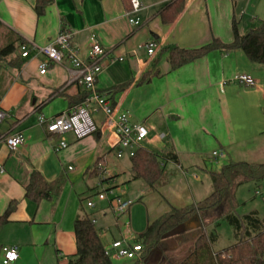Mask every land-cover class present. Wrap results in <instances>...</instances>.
<instances>
[{"label":"crops","instance_id":"crops-1","mask_svg":"<svg viewBox=\"0 0 264 264\" xmlns=\"http://www.w3.org/2000/svg\"><path fill=\"white\" fill-rule=\"evenodd\" d=\"M140 1L133 15L139 25H134L127 15L128 0H54L40 11L36 0H0V22L30 48L56 46L62 24L71 30L70 44L85 61L90 35H96L106 55L94 88L107 95L115 113L126 112L133 123L147 127L140 147L158 154L163 168L153 187L131 179L130 158L116 157L117 137L100 111L92 113L96 132L82 139L71 132L45 131L40 115L50 119L85 97L73 80L69 59L49 64L44 74L39 73L41 54L26 58L19 68L9 64L10 57L0 61V111L6 113L0 120V215L13 203L0 226V247L15 245L18 251L9 264H67L76 251L73 221L78 214L94 220L105 248L122 236L135 242L149 222L172 207L209 195L211 172L228 162H264V64L250 62L241 50L222 49L176 69L168 61L171 48H194L212 38L230 43L233 22L242 35L241 22L264 19V0H183L169 22L159 11L171 0ZM150 42L151 55L146 52ZM17 55L19 47L11 56ZM239 74L250 75L254 84H240ZM14 133L24 140L10 150L4 137ZM60 140L67 146L55 150ZM217 149L224 150L223 158L212 157ZM170 153L176 161L167 157ZM35 171L47 182L60 180L50 198L37 202L25 196ZM99 191H106L107 198L97 200ZM115 194L132 200L118 216L110 204ZM82 196L95 199L88 212L80 208ZM110 258L112 263L143 264L140 257Z\"/></svg>","mask_w":264,"mask_h":264},{"label":"trees","instance_id":"trees-1","mask_svg":"<svg viewBox=\"0 0 264 264\" xmlns=\"http://www.w3.org/2000/svg\"><path fill=\"white\" fill-rule=\"evenodd\" d=\"M54 0H36V5L44 10ZM183 0H171L159 11L163 22L171 21L182 9ZM0 26L5 27L1 22ZM12 35L0 48V57L8 59L9 64L19 68L26 58L11 56L17 47L25 44L13 31L5 27ZM233 39L224 43L218 38L194 48H171L168 61L171 69H176L209 51L241 50L252 63L264 64V19L258 25L248 28L244 34L232 24ZM176 161L174 154H168ZM131 179H143L153 187L162 177V163L158 154L138 147L130 157ZM213 189L202 200L184 207H172L151 222L140 232L135 242L142 246L140 262L143 264H264V217L252 211L245 215L236 213V191L239 185L264 180V162L247 161L228 162L217 172L210 173ZM60 187V180L47 182L40 173L32 172L25 186V196L37 202L41 198H50ZM13 208L11 202L0 215V226L8 219ZM225 219L232 227L235 242L230 246L213 250L215 233L207 232V227L216 225ZM194 237L189 238V232ZM73 233L76 251L67 264H113L106 253L99 231L88 214H78L73 221ZM188 233V234H187ZM191 242L186 249L187 243ZM161 254V255H160ZM158 255L160 256L158 259Z\"/></svg>","mask_w":264,"mask_h":264},{"label":"built area","instance_id":"built-area-1","mask_svg":"<svg viewBox=\"0 0 264 264\" xmlns=\"http://www.w3.org/2000/svg\"><path fill=\"white\" fill-rule=\"evenodd\" d=\"M129 22L134 25H139V21L133 15L140 10V0H128ZM72 32L70 29L61 24L59 31L54 39V43H49L42 47L30 48L27 44L19 47L20 56L22 58H31L37 54L44 56L43 60L39 61V73L44 74L47 66L51 63L60 64L64 58L69 59L72 66L75 68L73 80L81 86L86 94L83 101L69 110L62 112L50 119H46L43 115L39 116V123L45 126V131L49 135L71 132L76 139H82L96 132L97 126L92 117L93 112L100 111L105 116L106 123L112 128L117 137L116 157L120 158L124 155L132 157L142 141L148 135V129L143 123H133L130 116L126 112L115 113V108L111 104L107 95L99 93L94 88V81L101 71V60L106 55V50L102 47L95 34L90 35L89 50L87 59L83 61L78 57V50L70 44ZM154 51V44L148 43L146 52L151 55ZM122 58H118L121 60ZM236 80L243 85H253L254 80L248 74H239ZM6 113L0 111V120L5 117ZM23 135L21 133L9 134L4 137V142L10 150H15L23 143ZM66 141L60 140L55 150L65 148ZM214 159L223 158L225 152L223 149H217L211 152ZM71 169V167H68ZM2 172V169H0ZM255 195L264 196V187H259L254 191ZM97 200L107 198L106 191H99L94 196ZM112 213L115 216L125 213L132 204L131 199H125L120 194H115L110 198ZM86 206L88 208L95 207V199H87ZM94 222V220H93ZM128 222L124 224V229L129 230ZM1 262L9 264L14 262L18 257L17 246L2 245ZM142 251V246L137 242H129L127 236H122L119 239L113 240L109 247L106 248V253L110 257L117 259H135L139 258Z\"/></svg>","mask_w":264,"mask_h":264},{"label":"rangeland","instance_id":"rangeland-1","mask_svg":"<svg viewBox=\"0 0 264 264\" xmlns=\"http://www.w3.org/2000/svg\"><path fill=\"white\" fill-rule=\"evenodd\" d=\"M258 18L262 17L257 16L255 19H252L250 23L248 22V20H245L241 22L240 27L245 28L246 31L248 28L258 25L260 20ZM12 38L13 37L11 33L5 27L0 26V48H2L5 43ZM2 60L4 59L0 57V61ZM259 187H264V180L258 183L249 181L238 186L236 191V213L238 215L242 216L252 211H255L260 217H264V196L255 195L254 193L255 189ZM84 197L85 196H82L80 208L82 212L84 210L88 212V208L86 206V199ZM133 205L134 208L137 207L136 203H134ZM207 232H213L216 235L215 240L211 244L212 249L215 251L230 246L236 240L232 227L228 224L225 219H220L216 225L208 226ZM193 233L194 231L189 232V238H191V235ZM190 245L191 242L189 240L185 250H187ZM159 257L160 256L158 255L157 259ZM113 263L118 264V262L116 263L114 261Z\"/></svg>","mask_w":264,"mask_h":264},{"label":"water","instance_id":"water-1","mask_svg":"<svg viewBox=\"0 0 264 264\" xmlns=\"http://www.w3.org/2000/svg\"><path fill=\"white\" fill-rule=\"evenodd\" d=\"M38 11H40V8L38 7Z\"/></svg>","mask_w":264,"mask_h":264}]
</instances>
